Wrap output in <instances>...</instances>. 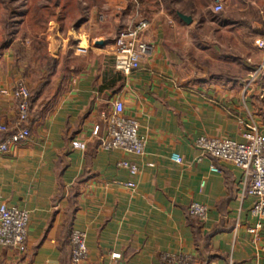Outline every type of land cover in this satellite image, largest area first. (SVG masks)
<instances>
[{
  "label": "crops",
  "instance_id": "1",
  "mask_svg": "<svg viewBox=\"0 0 264 264\" xmlns=\"http://www.w3.org/2000/svg\"><path fill=\"white\" fill-rule=\"evenodd\" d=\"M213 2L54 4L64 27L41 32L42 53L25 31L2 47L0 91L18 81L29 87L30 136L0 154V207L28 214L26 251L0 247V264H72V230L86 235L78 264H161L164 253L187 254L191 264H264V219L251 215L244 170L193 145L200 136L243 142L251 125L264 137V84L248 78L264 37V0H223V13L212 12ZM133 17L147 21L150 49L139 70L124 74L112 38ZM116 99L145 138L142 155L99 147ZM16 114L0 92L8 128L0 141L18 129ZM122 160L137 173L118 167ZM192 202L207 207L205 220L188 213Z\"/></svg>",
  "mask_w": 264,
  "mask_h": 264
},
{
  "label": "built area",
  "instance_id": "2",
  "mask_svg": "<svg viewBox=\"0 0 264 264\" xmlns=\"http://www.w3.org/2000/svg\"><path fill=\"white\" fill-rule=\"evenodd\" d=\"M223 11V0H214L213 13ZM145 19L132 18L130 23L121 26L112 38L113 58L115 69L127 74L140 68V63L148 54L150 46L142 39L147 28ZM257 48L264 53V41L257 43ZM78 53L84 49L76 48ZM264 70V64H259L252 75ZM3 95H9L16 104L15 125L18 129L4 137L0 141V154L9 151L12 145L18 144L29 138L30 132L26 126L30 109V90L22 81H18L7 90L0 91ZM106 123V134L99 138V147L103 150L119 149L135 155L144 152L145 138L138 133V123L124 113V103L120 99L113 101L111 109L103 114ZM99 126L96 125L92 135H98ZM6 125L0 124V133H6ZM244 141L238 142L231 139H220L208 136H200L194 140L193 145L205 155L217 160L228 161L244 170L248 178L247 193L255 198L251 209V215L257 219H264V137L253 125L248 127L244 134ZM174 162L180 163L181 159L176 154L171 155ZM118 167L128 169L129 173H137V167L122 160L116 163ZM212 171H217L211 167ZM133 186V183H126ZM188 213L198 220H205L207 207L200 203L192 202L188 205ZM28 214L16 207H0V247L15 249L20 253L26 251ZM71 249V263L78 264L87 255L86 235L79 230H72L69 236ZM112 256L118 257L116 254ZM191 256L187 254L161 255V264H191Z\"/></svg>",
  "mask_w": 264,
  "mask_h": 264
},
{
  "label": "rangeland",
  "instance_id": "3",
  "mask_svg": "<svg viewBox=\"0 0 264 264\" xmlns=\"http://www.w3.org/2000/svg\"><path fill=\"white\" fill-rule=\"evenodd\" d=\"M79 1L82 2V4H96L101 0H0V50L2 47L12 42L15 38L19 39L17 41L20 42V37L22 36L23 31H25L27 35H34L35 39L30 41V43H34V46L36 43V48L40 49L42 53L44 46L42 41L44 38L42 36L44 35L40 36L41 32L48 29V27L52 28V31H61L64 27V24L58 23L61 22V13L59 9L55 6H51L54 4L64 5L65 2L75 5V3ZM27 9H29V13L27 15V19H25L27 21H31L28 24L22 25L20 21L21 19H24ZM36 10L37 13H35ZM224 11L225 9L223 7V11L221 13ZM53 19L55 21V25L51 26L49 23L50 20ZM25 27H27V30H25ZM38 35L40 37H38ZM259 41H264V37L260 38L256 42V48ZM15 44H17V42H15ZM257 50L258 52L255 55H252L255 56V62L253 61V58L249 62L252 65V69L249 72L248 78L257 84H264V70L256 75H252L253 71L256 70L259 64H264V53H262V51L258 48ZM259 53H261L260 60H258L260 57ZM42 60L45 64L46 61L44 59Z\"/></svg>",
  "mask_w": 264,
  "mask_h": 264
},
{
  "label": "water",
  "instance_id": "4",
  "mask_svg": "<svg viewBox=\"0 0 264 264\" xmlns=\"http://www.w3.org/2000/svg\"><path fill=\"white\" fill-rule=\"evenodd\" d=\"M179 17L185 22V23H190V17L189 16H185L182 14H179Z\"/></svg>",
  "mask_w": 264,
  "mask_h": 264
}]
</instances>
